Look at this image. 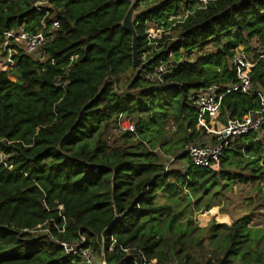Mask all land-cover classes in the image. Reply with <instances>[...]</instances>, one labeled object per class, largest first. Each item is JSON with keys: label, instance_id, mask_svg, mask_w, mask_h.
<instances>
[{"label": "trees", "instance_id": "16d2710c", "mask_svg": "<svg viewBox=\"0 0 264 264\" xmlns=\"http://www.w3.org/2000/svg\"><path fill=\"white\" fill-rule=\"evenodd\" d=\"M40 1L0 0V33L22 26L33 32L44 17L34 7ZM47 1L60 22L46 47L48 56L56 62L79 59L69 70L65 90L55 81L68 62L42 64L19 46L13 47L12 70L0 69V264H81L50 238L32 234L39 225L50 228L59 241L84 239V246L98 258L104 254L107 264H135L122 248L148 264H264V226L250 227L253 215L234 219L230 226L213 222L199 228L191 217L180 222L177 213L162 221L173 208L155 203L156 188L190 192L217 176L244 184L261 181L264 145L243 137L225 152L219 167L240 170L236 174L218 175L191 162L186 171L164 174L154 152L159 148L184 160L189 158L186 148L201 143L205 130L197 131L194 96L235 81L231 60L239 46L264 52V0H219L178 23L173 30L178 41L161 53L173 52L175 60L162 85L142 77L156 60L144 71L133 67L132 36L122 27L132 0ZM142 2L152 4L137 9L141 63L149 49L147 27H169L176 21L171 17L193 9L181 0H140L139 8ZM210 44L216 51L197 55ZM251 78L255 89L264 87V60L252 69ZM259 102L255 96L231 93L223 98L222 111L244 119L259 109ZM124 113L137 131L112 144L107 132ZM237 157L248 165L236 162ZM249 170L251 178L244 174ZM186 203L191 205L188 198ZM213 216L221 224L229 222L223 214ZM218 233H223L220 239ZM112 239L117 244L110 252ZM192 247L204 258L195 259Z\"/></svg>", "mask_w": 264, "mask_h": 264}, {"label": "built area", "instance_id": "2783aa9c", "mask_svg": "<svg viewBox=\"0 0 264 264\" xmlns=\"http://www.w3.org/2000/svg\"><path fill=\"white\" fill-rule=\"evenodd\" d=\"M217 1L219 0H181L184 5L189 4L193 9H184L180 15L171 17V21L175 19L176 21L169 27L156 25L154 23H151L147 27V46L149 49L143 54L142 60L146 62L154 58L156 62L150 70L142 74L146 82L151 85H162L165 83V78L171 73V66H173L175 60L173 52L164 55L161 53L164 47L170 42L178 41L177 37L172 38L173 30L178 23L193 14L195 10H204L210 4ZM34 7L38 12L43 14L44 17L40 22V26L33 32L27 31L25 26H22L17 30L0 33V38L4 40L0 45V69L3 71L12 70L14 64L13 47L19 46L25 55L42 64L50 62L52 65H57L59 63L68 62V65L62 68V74H60L55 81L57 87H62L65 90L70 83L68 79L69 70L79 57L70 56L68 59L56 62L48 56L46 47L55 40L60 29V22L56 16L57 11L52 4L50 5V1L47 0L36 2ZM51 10H54L53 14H51ZM63 10L64 8L58 11ZM255 42H258L254 45L256 50V46H259V40L256 39ZM233 52L231 67L235 72V81L227 85L215 84L207 89L200 90L193 99V105L198 113L199 122L197 124V131L203 127L208 134H212L209 143H194L189 145L185 150L192 165L196 168L219 169V162L222 156L228 149L234 147L236 142L243 137H250L252 141L264 145V87L255 89L251 78L252 69L260 60H264V52H262L261 48L257 49V51L248 52L243 45L236 48ZM159 54H161V56H159ZM257 54H259V56L255 58L254 56ZM231 93H241L249 97L255 96L259 98V109L248 112L244 119L231 118L228 112L224 113L222 111L223 98ZM220 125V130H217ZM115 126L116 130L121 134H135L137 131L135 121L131 116L125 113L119 116ZM154 152L160 156L161 164L164 167V174H167L177 162V157L167 156L163 154L159 148L155 149ZM183 169L185 171L187 170V168H182V170ZM260 185H264L262 180L260 181ZM59 210H63V207L60 206ZM63 219L65 218L63 217ZM55 227L58 232H65L64 227ZM31 233L50 238L62 248L65 256L79 258L81 264H107L104 254L101 256L102 258H98L91 249L84 246V239L77 242L59 241L54 238L50 228L45 225H39L35 230L31 231ZM116 244L117 241L112 239L110 252L114 251ZM122 250L127 254L126 258L134 260L135 264H148L147 260L140 254L133 253L130 249L122 248ZM95 257L98 258L97 261L94 260Z\"/></svg>", "mask_w": 264, "mask_h": 264}, {"label": "rangeland", "instance_id": "374dc122", "mask_svg": "<svg viewBox=\"0 0 264 264\" xmlns=\"http://www.w3.org/2000/svg\"><path fill=\"white\" fill-rule=\"evenodd\" d=\"M155 1H163V0H155ZM151 2H142L140 8L137 9L139 11L145 10L149 7ZM177 37L176 32H172V38ZM216 51L214 44H210L205 51L197 54L198 56H202L204 54ZM4 69V68H3ZM8 70V69H7ZM12 81H15L16 78L14 76H10ZM221 125L217 128L220 130ZM172 133L174 131V127L171 129L168 128ZM201 142L203 144L209 143L211 141L212 134H208L205 130L204 134H201ZM107 137L109 141L114 144L116 139H120L122 134L116 130V126L113 125L109 128L107 132ZM121 140V139H120ZM121 143V142H120ZM116 144V142H115ZM235 157L231 158L234 160ZM190 159L177 160L175 165L172 167L171 171H185L182 168H188L190 166ZM236 162H242L243 166H247L248 163L242 157H237ZM261 166H264V162L261 163ZM219 175L221 173L225 174H236L240 170L236 168H227L214 170ZM246 176L251 178L250 170L244 173ZM225 176H217L213 182L208 183L205 187L195 189L193 191H188L185 188L183 192H178V190L170 189L167 190L165 188H156V197L155 203L158 205H170L173 208V213L168 215H164L162 217V221L167 220L173 214L179 215L180 222H186L188 218H192L194 224H196L199 228L209 227L213 222L223 225L230 226L232 224V220L237 219L245 214H251L252 222L250 227L252 228H261L264 226V185H260V181H248L247 183H241L238 180H231L228 178H224ZM171 182V181H170ZM264 184V178L262 179ZM186 198L191 201V205L188 206L186 203ZM214 214L216 215H225L226 219L229 220L228 223L221 224L217 220ZM225 227L223 230L225 231ZM223 233H218L217 238L220 239ZM204 236V235H203ZM206 246L208 248H213L214 245L206 242ZM193 256L195 259L204 258V254L196 249L195 247L191 248ZM95 261L98 258H94Z\"/></svg>", "mask_w": 264, "mask_h": 264}, {"label": "water", "instance_id": "95a60500", "mask_svg": "<svg viewBox=\"0 0 264 264\" xmlns=\"http://www.w3.org/2000/svg\"><path fill=\"white\" fill-rule=\"evenodd\" d=\"M139 1L140 0H132L131 5L129 6L122 21V27L132 36L133 67L138 71H144L152 64L154 58H151L146 62L141 63L140 52H139V41H138L139 36L136 30V18L139 15V11L137 10Z\"/></svg>", "mask_w": 264, "mask_h": 264}]
</instances>
